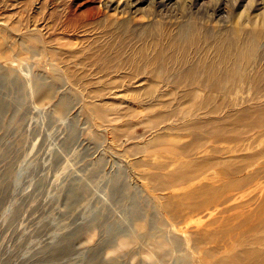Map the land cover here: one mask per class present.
I'll list each match as a JSON object with an SVG mask.
<instances>
[{"label": "rangeland", "instance_id": "rangeland-1", "mask_svg": "<svg viewBox=\"0 0 264 264\" xmlns=\"http://www.w3.org/2000/svg\"><path fill=\"white\" fill-rule=\"evenodd\" d=\"M131 1L0 0V264H264V0Z\"/></svg>", "mask_w": 264, "mask_h": 264}, {"label": "bare ground", "instance_id": "bare-ground-1", "mask_svg": "<svg viewBox=\"0 0 264 264\" xmlns=\"http://www.w3.org/2000/svg\"><path fill=\"white\" fill-rule=\"evenodd\" d=\"M133 1V0H132ZM131 1V2H132ZM179 1V0H178ZM228 2V1H227ZM152 4H154V6L160 8V10H167L166 8L169 7L170 5L173 4V0H152ZM178 4V3H177ZM221 4V3H220ZM180 5H184L182 8L185 10H190L191 14H203V13H206L210 10V6L208 3H206L205 1L203 0H184V4H180ZM179 5V6H180ZM126 6V5H125ZM177 6V5H176ZM127 8V7H126ZM224 9H221V8H217V9H213L212 12H209L211 15H216L217 17L223 13ZM208 13V14H209ZM209 14V15H210ZM215 16V17H216ZM250 16V15H249ZM263 16V13L260 14V15H256L255 16V22H258L260 21V19H263L264 20V16ZM215 17H213L215 19ZM264 22V21H263ZM258 25V24H257ZM263 25V24H262ZM259 26V25H258ZM188 31V30H187ZM194 32V31H193ZM191 32H186L185 36H184V41L185 42H188L190 40L189 36H190ZM252 45V44H251ZM234 54V53H233ZM3 83V82H1ZM1 87H2V84H1ZM167 89V88H166ZM238 89V88H237ZM177 90V89H176ZM191 91V90H190ZM172 92V91H171ZM1 93V92H0ZM9 93V91H8ZM0 94V123L3 121L5 115L7 114V112L9 110H12L13 109V105L7 100V98H9V94ZM11 93V92H10ZM192 93V92H191ZM156 95V94H155ZM162 96V94H161ZM10 100V98H9ZM17 108L14 109V111L16 110ZM17 113V112H16ZM14 119V117H13ZM11 119V120H13ZM13 174V169L12 168H9L7 170V172L5 174H3V176H0V203L6 199L9 198V196L11 195V192H12V188H11V184L8 183V179L10 178V176ZM16 177V176H15ZM18 180V179H17ZM14 179V183L15 181H17ZM215 181V180H214ZM16 185V184H15ZM261 185V184H260ZM18 186V184H17ZM257 187L259 188V185H257ZM262 187V185H261ZM257 189V188H256ZM84 189H82L80 186H77L76 184H72L71 186H69L67 189H66V193L68 195H70V202H69V205H68V208L69 209H73L74 208V205L75 203H77L80 198L82 197L84 191ZM258 190V189H257ZM244 191V190H242ZM246 191V190H245ZM244 194V192H243ZM231 197V200L233 199V201H237L238 196H230ZM244 197V196H242ZM241 197V198H242ZM217 198V197H216ZM219 198V197H218ZM243 199V198H242ZM229 200V198H228ZM229 200V201H231ZM240 200V199H239ZM220 201V200H219ZM224 202H226L224 200ZM223 202V203H224ZM233 203V202H232ZM235 203V202H234ZM237 203V202H236ZM215 211V210H214ZM217 211V210H216ZM98 220V217H94V219L88 223L89 225H93L95 224L94 222H96ZM73 238V237H72ZM71 238V239H72ZM71 240L70 239H64V240H58L56 242V244H53V251H54V255H53V258L56 259V260H59V259H62L64 257H66L67 255H65L64 252L66 253H71ZM195 247H197V245H195ZM62 250H63V253H62ZM73 251V250H72ZM69 255V254H68ZM93 259H97L98 260V257L97 256H94ZM97 260H94V263L95 261ZM219 264H224V263H219Z\"/></svg>", "mask_w": 264, "mask_h": 264}]
</instances>
